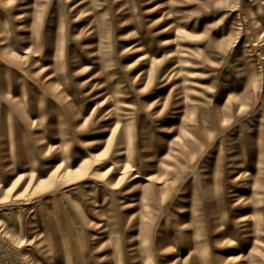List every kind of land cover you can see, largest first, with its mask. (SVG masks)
I'll return each mask as SVG.
<instances>
[{
	"label": "rangeland",
	"instance_id": "rangeland-1",
	"mask_svg": "<svg viewBox=\"0 0 264 264\" xmlns=\"http://www.w3.org/2000/svg\"><path fill=\"white\" fill-rule=\"evenodd\" d=\"M94 3L0 0V264H264V0Z\"/></svg>",
	"mask_w": 264,
	"mask_h": 264
},
{
	"label": "bare ground",
	"instance_id": "bare-ground-1",
	"mask_svg": "<svg viewBox=\"0 0 264 264\" xmlns=\"http://www.w3.org/2000/svg\"><path fill=\"white\" fill-rule=\"evenodd\" d=\"M81 5L79 6V9H78V12H77V14H82V13H85V14H88V11H90L91 10V8H93L94 9V5H95V3H94V0H81ZM80 10V11H79ZM88 20H89V18H88ZM3 33H4V28H3V22L1 21L0 22V44L5 48V46L6 45H4L5 43V38H2L1 36L3 35ZM48 41H52V38H48ZM51 48V47H50ZM5 49H7V48H5ZM15 57H19V56H15ZM100 58L101 59H105V55H103V52H102V54H100ZM165 152V151H164ZM79 165L80 164H78V167H79ZM77 168V167H76ZM175 168V167H174ZM148 177L146 178V180H147V182H145L144 184H142V188H147V187H149L150 186V181H151V176H150V174H148L147 175ZM146 177V176H145ZM133 250V249H132ZM134 252H136V251H134ZM227 257H229L228 258V260L229 261H232V262H234V264H235V262H239V260H240V254H237V253H235V252H233V253H231V254H227Z\"/></svg>",
	"mask_w": 264,
	"mask_h": 264
}]
</instances>
